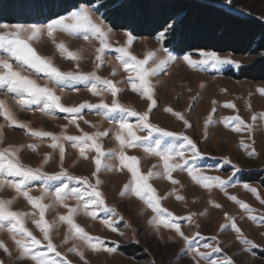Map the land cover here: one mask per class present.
I'll list each match as a JSON object with an SVG mask.
<instances>
[{"label": "rangeland", "instance_id": "obj_1", "mask_svg": "<svg viewBox=\"0 0 264 264\" xmlns=\"http://www.w3.org/2000/svg\"><path fill=\"white\" fill-rule=\"evenodd\" d=\"M104 1L101 0V2ZM207 1L237 15L250 16L264 24V0ZM99 3L80 4L62 14L67 15L71 11L85 7L89 9L94 20H102L105 28L112 29L109 34L111 48L105 51L103 64L99 69L96 68L95 60L99 41L95 39L90 38L85 41L82 37L72 38L63 33L56 34L58 42H65L70 50H79L81 55L79 69L76 67V62L63 59L48 38H43L34 46L41 55L51 57L53 63L60 67L62 71H96L97 75L118 82L117 86L122 89L117 97L119 102L141 113L147 111L149 101L131 91V86L127 83L129 74L121 66L120 61L117 60L118 54L115 49L126 45L128 36L131 35L133 42L129 50L138 59H143L148 52L155 53L156 63L161 59H165L169 54L175 57L174 60L168 62L165 71L152 77L157 106L149 114L150 122L167 131L183 133L193 139L197 143L202 157L193 160L191 153L186 151L184 159L189 161V166L199 168L206 176H219L224 180H229V186L226 189L228 195H225L218 188H213L211 191L203 188L195 183L186 171L173 172V178L179 181L175 185L167 179L160 178H152L149 183L156 189L159 196H167L166 199L161 200L163 208L178 217H188L189 214H195L191 222L186 219L180 221L181 230L185 236L195 237L193 244L198 246L200 251L209 253L208 259H218L227 255L232 258L234 264H264V223L259 222V218L264 216V204H261L251 192L242 187L243 184L247 183L257 188L261 198L264 199V187L259 182L242 179L243 173H259L261 178L264 177V95L258 91L264 89V78L259 80L236 79L227 74L228 71L236 73L241 66H251L256 61L263 59L264 51L253 55L252 53L238 54L232 51L217 53L210 52V50L176 53L164 46V31L150 37L135 36L128 30L113 28L102 17ZM152 8L149 7V9ZM49 20L27 23L43 24ZM170 26L171 23L166 28L168 29ZM202 53H215L222 60L229 59L234 63L219 64L214 68L210 61L205 65L198 64L196 67H190L183 60L185 55H189L193 60L199 61L204 58L201 55ZM149 64L154 66L152 61ZM236 64H239V67ZM113 70H115V75L112 74ZM260 75L264 76V74ZM39 82L41 84L47 83L43 78L39 79ZM50 86L55 87L54 85ZM88 87H90V84L69 82V86H65L63 91L57 88V95L61 96V102L66 106L79 105L85 101L100 103L103 100L105 103H111L110 93L93 96L88 91ZM193 97H196V99L194 100ZM0 99H4L12 108L17 121L27 124L31 129L56 134L64 132L66 135L71 136L82 135L83 132L107 131L109 134L100 138L104 151L107 153L110 150H119L115 134L119 131L116 121L120 119V113L110 114L111 118H109L96 111L85 110L83 119L77 120L79 127H76V125L69 123V119H66V114L63 113L57 112L54 115H44L36 110V106H33L32 110H20L15 106L14 94L8 93L6 89H0ZM213 101H216L215 105H213ZM229 101L236 105L235 109L223 107ZM167 107H171L175 112L182 113L191 127H186L182 120L166 112L164 109ZM213 107L216 109L215 112L212 111ZM209 115L212 116L213 123L207 126V135H205V121ZM235 115H239L247 123L253 124L251 134L248 132H234L221 123L223 118ZM253 116L257 117L255 122L252 121ZM128 120L129 123L134 125L137 123L135 117H128ZM84 121H88V123ZM0 126H2L0 127V148L9 145L19 148L20 151L17 155L20 160L32 168L42 167V170L49 174L61 170L59 150H53L49 147L52 142L50 138L37 139L32 137L24 129L10 125L2 116H0ZM137 134L147 135V130H140ZM241 141L244 144H252L256 150V155L250 156L248 154L250 149L243 147ZM63 143L65 146L63 168L67 169L71 175L85 176L89 178L91 183H95V177L92 176V173L96 170L92 159L95 152H88L89 158L84 159L80 157L79 150L71 146V143ZM164 143L178 146L180 142L166 139ZM31 144L38 145L35 152L28 147ZM125 151L128 155L138 158L142 173H147L149 170L162 171V162L159 157L146 154L142 148H129ZM45 154H51V159L46 164L44 163ZM225 158L230 160L231 164L225 163ZM104 164L118 167L119 161L114 157L106 156ZM236 168H239L240 171L237 172ZM98 175L103 181L100 185V191L104 194L106 204L108 207L115 208L119 216L123 217V220H120L119 216L115 217L118 231L113 232L101 223L102 219L111 216L110 213L105 211H99L95 220L81 212L75 217V220L91 236L100 237L106 246L117 247V251L114 254L96 253L91 251L82 240L78 239H68L65 243L68 226L57 221L58 226L52 232L53 242L58 246L57 251L65 255L71 261V264H84L79 256L68 251L73 246L83 250L88 264H195L192 256L185 251L186 245L182 237L176 234L174 230L163 226L157 231L155 226L149 223L154 214L143 201L131 194L121 196L120 193L124 185L131 179V173L126 168L119 171H108L102 168ZM8 179L12 178L9 177ZM65 182L69 183L71 187L83 188V185L77 184L76 181ZM233 183L236 185L235 187L231 186ZM59 184V181H50L47 187L51 191ZM43 187H45L43 182L33 181L31 194L39 196ZM173 189H175V192L168 195V193L173 192ZM177 195L182 196L184 199L178 200ZM228 196H236L239 200L247 203L254 210L251 214L257 217V221L249 219V213L231 201ZM13 197H16V193L11 188L0 190V198L11 199ZM51 200L52 197L49 196L44 200V203H50ZM66 203L75 206L77 201L70 198ZM214 204H219L220 207L217 208ZM11 208L14 211L26 213L34 211L22 197H17ZM66 213L67 209L57 205L54 209L46 212L45 218L51 222L58 215ZM225 213L234 217L243 236L259 245V247L251 251H245L244 249L248 246L237 239L234 230L230 228L221 230L222 225L230 223L226 219ZM35 218L39 219V216L37 215ZM25 224L37 238L41 237V233L32 223V218H27ZM196 233L200 235L196 236ZM213 236L216 237L215 241L211 239ZM0 240L6 244L12 253L11 256H8L3 250H0V261H3L4 264H33L32 261L27 259H17L16 246L6 230L0 232ZM205 243L213 246L219 243L223 251L212 253L211 249L203 248ZM123 247L132 252L123 251ZM200 264H207V261L200 259Z\"/></svg>", "mask_w": 264, "mask_h": 264}, {"label": "snow or ice", "instance_id": "obj_2", "mask_svg": "<svg viewBox=\"0 0 264 264\" xmlns=\"http://www.w3.org/2000/svg\"><path fill=\"white\" fill-rule=\"evenodd\" d=\"M111 32L112 29L105 28L102 20H94L89 9L85 7L71 11L67 15H60L57 18L50 19L43 24L0 22V53H2L0 54V89H6L8 93L14 94L16 107L20 110H32L33 106H36V110L44 115H54L57 112L63 113L66 114L65 118L69 119V123L76 125V127H79L77 120L83 119L85 110L96 111L109 118H111L110 114H121L120 119L116 121L119 131L115 134L119 150H110L106 153L100 143V138L107 136L109 134L107 131L83 132L82 135L71 136L66 135L64 132L56 134L31 129L27 124L17 121L12 108L4 99H0V116L10 125L24 129L32 137L37 139L50 138L52 142L49 147L53 150H59L61 164L59 172L49 174L44 172L42 167L32 168L25 165L17 155L20 151L19 148H15L12 145L0 148V190L11 188L16 193V197L11 199L0 198V232L5 230L8 232L10 239L16 246L18 260L27 259L32 261L33 264H71V261L65 255L57 251L58 246L53 242L52 232L58 226L57 221L68 226L65 243H67L68 239H78L82 240L93 252L114 254L117 251V247H108L100 237L91 236L81 225L76 223L75 217L83 212L95 220L99 211H105L110 213L111 216L102 219L101 223L113 232L118 231L115 217L119 216V213L116 212L115 208L108 207L106 204L104 194L100 191V185L103 181L98 174L102 168L108 171H119L126 168L131 173V179L124 185L120 194L121 196L131 194L143 201L154 214L149 223L154 225L157 231L161 226L174 230L176 234L183 238L186 245L185 251L192 256L195 264H200V259L206 260L207 264H234L232 258L227 255L218 259H208L210 254L200 251V248L193 244L195 237L185 236L181 230L180 221L186 219L191 222L195 214H189L188 217H178L163 208L161 200L166 199L167 196H159L156 189L149 183L152 178H160L167 179L175 185L179 181L173 178V172L186 171L191 179L203 188L209 191L213 188H218L225 195H228L226 189L229 186V180H224L219 176H206L199 168L189 166V161L184 159L186 151L191 153L193 160L202 157V153L193 139L183 133L167 131L150 122L149 114L157 106V101L154 98L155 87L152 83V77L165 71L168 62L174 60L175 57L169 54L165 59H161L156 63L155 53L148 52L143 59H138L129 50L133 42L131 35L128 36L126 45L115 49L118 54L117 60L120 61L121 66L129 74L127 83L130 84L131 91L149 101L147 111L141 113L119 102L117 97L122 89L117 86L118 82L103 78L97 75L96 71H62L60 67L53 63L51 57L41 55L34 46L35 43H38L43 38H48L54 44L59 55L63 59L76 62V67L79 69V61L81 59L79 50H70L65 42H58L56 34L63 33L72 38L82 37L85 41L90 38L95 39L99 41L95 57L96 68L99 69L103 64L105 51L111 48L109 44V34ZM201 55L204 58L199 61L193 60L189 55H185L183 60L190 67H196L198 64L205 65L210 61L214 68L219 64L234 63L229 59L222 60L215 53H202ZM150 61L153 62L154 66H150ZM236 66L239 67V64H236ZM112 74L115 75V70H113ZM41 78L45 79L47 83L41 84L39 82ZM69 82L90 84L88 91L93 96L110 93L112 97L111 103H105L103 100L100 103L85 101L79 105L66 106L61 102V96L57 95V88L63 91L65 86H69ZM258 91L264 95V89H259ZM193 99L195 100L196 97H193ZM215 104L216 101H213V105ZM223 107L235 109L236 105L229 101ZM164 110L177 119L182 120L186 127H191L182 113L173 111L171 107H167ZM215 110V107H213L212 111L215 112ZM128 117H135L137 123L135 125L129 123ZM256 120L257 117L253 116L252 121L255 122ZM84 122L88 123V121ZM212 123V116L209 115L205 121V135H207V126ZM221 123L238 133L248 132L251 134L253 130V124L247 123L239 115L225 117ZM140 130H147V135H138L137 132ZM249 138L251 139V136ZM166 139L176 140L180 143L178 146H174L170 143H164ZM63 142L71 143V146L77 148L80 157L84 159L89 158L88 152H95V156L92 157L96 166V170L92 173V176L95 177V183H91L88 177L71 175L67 169L63 168L65 158ZM241 144L246 149H250L248 152L250 156L256 155V150L252 144H244L243 141H241ZM28 147L35 152L38 145L31 144ZM129 148H142L146 154L159 157L162 162V171L154 172L149 170L147 173H142L138 158L128 155L125 151ZM106 156L117 159L119 166L104 164ZM50 159L51 154H45L44 163H48ZM224 162L231 164V161L227 158H225ZM236 171L238 172L240 169L236 168ZM9 177L12 179H8ZM33 181H41L45 185L41 189L39 196L31 194ZM50 181H59L60 184L50 191L47 187ZM65 181H76L77 184L83 185V188L71 187ZM231 186L235 187L236 185L233 183ZM242 187L246 191L251 192L261 204H264V199L261 198L257 188L247 183L243 184ZM174 192L175 189L168 195H172ZM49 196L52 197L51 202L44 203V200ZM17 197H22L26 200L34 211L26 213L12 210L11 205ZM70 198H74L77 201L75 206L66 203ZM176 198L178 200L184 199L179 195ZM228 198L238 204L241 209L248 212L249 219L257 221V217L251 214L254 210L247 203L239 200L236 196H228ZM57 205L67 209V213L58 215L56 219L50 222L45 218L46 212L54 209ZM214 206L220 207L219 204H214ZM37 215L39 219L35 218ZM29 217L32 218V223L41 233L40 238H37L26 227L25 220ZM225 217L230 223L222 225L221 230L225 228L234 230L237 234V239L248 246L244 249L245 251H251L259 247V245L243 236L234 217L229 216L227 213H225ZM119 219L123 220V217L119 216ZM259 222L264 223V216L259 218ZM199 235V233H196V236ZM211 239L215 241L216 237L213 236ZM203 248L211 249L212 253H221L223 251L219 243L216 246L205 243ZM0 250H3L8 256L12 255L10 249L2 240H0ZM68 251L79 256L84 264H88L83 250L73 246ZM0 264H4V262L0 261Z\"/></svg>", "mask_w": 264, "mask_h": 264}, {"label": "trees", "instance_id": "obj_3", "mask_svg": "<svg viewBox=\"0 0 264 264\" xmlns=\"http://www.w3.org/2000/svg\"><path fill=\"white\" fill-rule=\"evenodd\" d=\"M94 3H99L102 17L113 28L150 37L164 31V46L176 53L210 50L253 55L264 51V24L207 0H0V22L46 21L80 4ZM227 74L236 79H263L264 58ZM242 179L264 187V177L259 173H243Z\"/></svg>", "mask_w": 264, "mask_h": 264}]
</instances>
